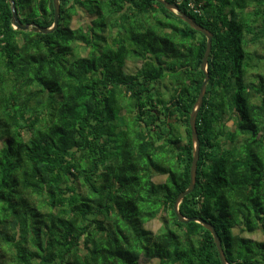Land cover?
Listing matches in <instances>:
<instances>
[{"label":"trees","instance_id":"obj_1","mask_svg":"<svg viewBox=\"0 0 264 264\" xmlns=\"http://www.w3.org/2000/svg\"><path fill=\"white\" fill-rule=\"evenodd\" d=\"M13 1L23 25L52 26V0ZM165 1L212 34L179 212L213 225L229 264H264V57L249 50L264 0ZM11 19L0 0V264H221L210 232L173 211L204 35L156 0H59L45 34Z\"/></svg>","mask_w":264,"mask_h":264},{"label":"water","instance_id":"obj_2","mask_svg":"<svg viewBox=\"0 0 264 264\" xmlns=\"http://www.w3.org/2000/svg\"><path fill=\"white\" fill-rule=\"evenodd\" d=\"M10 1H11V11H12L11 25L13 28L21 29V30H32L34 32L42 33V34L51 33L52 31H54L57 28L58 21H59V0H52L53 8H54L53 24H52V26H50L48 28L41 27L35 23H29V24L23 25L20 22L19 17L17 16V12H16L15 6H14V1L13 0H10ZM156 1L158 3H160L161 5H163L166 10L171 11L174 14L178 15V17L182 21L187 23L194 30L200 32L206 38V48H205V51H204V54H203V57H202V60L200 63V69L204 73V79L201 83L199 93L197 95L196 101L193 105V108H192V111L190 113L189 120H188L190 134H191V140H192V146H193L192 161H191V165H190V174H189V184H188V187L176 197V199L173 203V211L177 217V220L180 223L196 222V223H199L200 225H202L205 229H207L210 232V234L212 235V238H213L214 244L216 246L218 256H219V260H220L221 264H229L226 261L224 251L222 248V244H221V240H220L215 228L213 227V225H211L209 222L203 220L200 217L185 218L181 215V213L179 212V209H178L179 204L181 203L183 198L187 194H189L195 186V176H196V168H197V162H198V158H199V146H200L199 138H198L196 126H195V121H196L197 113H198V111L202 105L203 97H204V94L206 91V85L208 82L207 60H208V56H209L210 51H211L212 34L207 29H205L201 25L197 24L188 15L181 12L177 8L176 5L170 4L169 2H167L165 0H156Z\"/></svg>","mask_w":264,"mask_h":264},{"label":"rangeland","instance_id":"obj_3","mask_svg":"<svg viewBox=\"0 0 264 264\" xmlns=\"http://www.w3.org/2000/svg\"><path fill=\"white\" fill-rule=\"evenodd\" d=\"M79 15V14H78ZM84 24L85 18L83 16V14H80L79 16H76L73 18L72 21V26L77 27V22L80 21ZM250 51H255L257 50L258 55L262 56V58L264 57V44H257L256 46L251 45L249 48ZM80 52L84 53L85 49L82 47L80 49ZM261 64H264V61L262 60ZM260 64V66H261ZM140 66L139 62H135L132 59L127 60L126 64H125V72L127 73H132L135 71L136 67ZM252 72H259V69L254 70ZM167 84V81L165 82ZM164 180V176H156L153 178V181L155 182H161ZM165 218V214L162 213L160 216H158L157 218L147 222L145 224V228L150 230L153 233H157L159 231V229L161 228L162 224H163V219ZM243 236L251 238L253 240H263V235L259 232H254V233H244ZM140 264H158V260L157 259H153L149 262H141Z\"/></svg>","mask_w":264,"mask_h":264}]
</instances>
